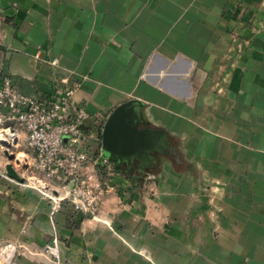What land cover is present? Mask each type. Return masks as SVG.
<instances>
[{
	"label": "crops",
	"instance_id": "crops-1",
	"mask_svg": "<svg viewBox=\"0 0 264 264\" xmlns=\"http://www.w3.org/2000/svg\"><path fill=\"white\" fill-rule=\"evenodd\" d=\"M0 32L22 92L73 88L90 113L84 172L106 187L109 225L63 202L62 264H264V0H0ZM126 104L161 147L148 172L97 162ZM50 211L0 178V243L20 264H54Z\"/></svg>",
	"mask_w": 264,
	"mask_h": 264
},
{
	"label": "built area",
	"instance_id": "built-area-1",
	"mask_svg": "<svg viewBox=\"0 0 264 264\" xmlns=\"http://www.w3.org/2000/svg\"><path fill=\"white\" fill-rule=\"evenodd\" d=\"M1 51L0 152L6 155L5 151L9 150L11 153L12 147L20 142L19 127L24 129L26 145L34 155V164L31 166L26 153L23 160L15 155L13 164L17 169L31 166L23 171L18 169L24 177V182L19 183L36 189L50 202L52 237L43 253L54 264H62L61 237L55 214L63 202L70 203L76 213L109 225L108 220L100 217L106 187L84 172L91 160L87 151L91 136L83 131L82 126L90 118V113L76 101L73 88L63 89L55 84L52 93L44 97L22 92L10 76L3 74L6 55ZM51 64L58 66L59 60L54 58ZM65 137H68L67 141ZM104 163H107L106 159H102L100 164ZM6 165L1 163L0 158V178L12 179L6 172ZM29 169L33 170L26 174ZM18 250L17 243H0V264H20L16 261Z\"/></svg>",
	"mask_w": 264,
	"mask_h": 264
},
{
	"label": "water",
	"instance_id": "water-1",
	"mask_svg": "<svg viewBox=\"0 0 264 264\" xmlns=\"http://www.w3.org/2000/svg\"><path fill=\"white\" fill-rule=\"evenodd\" d=\"M112 117L104 122L101 130V161L106 159L116 168L122 164L127 172L135 169L148 172V166L153 159L152 153H158L161 149L156 141L157 136L136 129L132 105L126 104L125 107L123 105L116 112L114 118L117 119ZM5 154L9 159L5 167L8 176L18 182H24V177L13 164L15 154L9 150L5 151Z\"/></svg>",
	"mask_w": 264,
	"mask_h": 264
},
{
	"label": "rangeland",
	"instance_id": "rangeland-1",
	"mask_svg": "<svg viewBox=\"0 0 264 264\" xmlns=\"http://www.w3.org/2000/svg\"><path fill=\"white\" fill-rule=\"evenodd\" d=\"M65 139V141H67L68 140V137H65L64 138ZM25 145L23 144V143H21L20 145H18V146H15V147H12V149H11V153H14L16 156L18 155V159H21V157L24 155L25 156V154L23 153L24 151H25ZM0 158L3 160V161H9V159H8V157L6 156V155H4L3 154V152H0ZM22 160V159H21ZM97 162H101V158L99 157L98 158V160H97ZM16 163L18 164V160L16 159ZM30 163V162H29ZM17 166H19V165H17ZM31 166H32V164H31ZM31 166H29L28 168H30ZM24 168L26 169L27 168V166H25V167H23V166H21L20 167V169L23 171L24 170ZM27 168V169H28ZM32 170L33 169H29V170H26V174H30L31 172H32Z\"/></svg>",
	"mask_w": 264,
	"mask_h": 264
},
{
	"label": "flooded vegetation",
	"instance_id": "flooded-vegetation-1",
	"mask_svg": "<svg viewBox=\"0 0 264 264\" xmlns=\"http://www.w3.org/2000/svg\"><path fill=\"white\" fill-rule=\"evenodd\" d=\"M119 168L120 169H124L125 167H124V165L121 164Z\"/></svg>",
	"mask_w": 264,
	"mask_h": 264
},
{
	"label": "bare ground",
	"instance_id": "bare-ground-1",
	"mask_svg": "<svg viewBox=\"0 0 264 264\" xmlns=\"http://www.w3.org/2000/svg\"><path fill=\"white\" fill-rule=\"evenodd\" d=\"M23 158H24V155L21 157V159L23 160Z\"/></svg>",
	"mask_w": 264,
	"mask_h": 264
}]
</instances>
